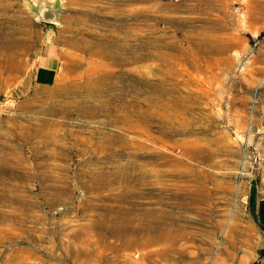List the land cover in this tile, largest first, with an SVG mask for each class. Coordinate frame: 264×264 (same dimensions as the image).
<instances>
[{
    "label": "rangeland",
    "instance_id": "obj_1",
    "mask_svg": "<svg viewBox=\"0 0 264 264\" xmlns=\"http://www.w3.org/2000/svg\"><path fill=\"white\" fill-rule=\"evenodd\" d=\"M0 264H264V0H0Z\"/></svg>",
    "mask_w": 264,
    "mask_h": 264
},
{
    "label": "crops",
    "instance_id": "obj_2",
    "mask_svg": "<svg viewBox=\"0 0 264 264\" xmlns=\"http://www.w3.org/2000/svg\"><path fill=\"white\" fill-rule=\"evenodd\" d=\"M62 60V52L56 44H44L38 53L34 70V82L39 88H49L56 83Z\"/></svg>",
    "mask_w": 264,
    "mask_h": 264
},
{
    "label": "bare ground",
    "instance_id": "obj_3",
    "mask_svg": "<svg viewBox=\"0 0 264 264\" xmlns=\"http://www.w3.org/2000/svg\"><path fill=\"white\" fill-rule=\"evenodd\" d=\"M193 195V194H192ZM194 199V198H193ZM190 200V199H189ZM196 201V200H195ZM190 202V201H189ZM133 211V210H132ZM134 212V211H133ZM137 212V211H136ZM139 212V211H138ZM153 213H154V211H152ZM158 213V212H157ZM173 213V212H172ZM142 214V213H141ZM161 214V213H160ZM134 215V214H133ZM175 215V214H174ZM142 216V215H141ZM154 216V215H153ZM169 216H170V213L169 214H165V216L163 217V220L162 219H160V220H162L161 222H156V221H154V222H151L150 223V226H151V229H153V230H156V231H158L159 232V230L160 229H162V230H164L165 231V233H164V241H165V244H167V247L168 248H172L173 246H175L174 245V243H172L171 242V237H169V235H170V232L172 231V230H174L176 227H175V225H174V220L173 219H171V218H169ZM172 216V215H171ZM162 218V217H161ZM133 219V218H132ZM131 219V220H132ZM136 219V218H135ZM148 219V218H147ZM149 220V219H148ZM153 220V219H152ZM154 220H155V218H154ZM143 222H145V221H143ZM138 224H139V222H138ZM143 225V224H142ZM148 225V224H147ZM130 229V228H129ZM138 229H140V228H138ZM145 229H147V228H145ZM179 229V228H178ZM133 230V229H132ZM140 230H143V228L142 229H140ZM149 230V229H148ZM152 230V231H153ZM180 230V229H179ZM151 231V232H152ZM148 232V231H147ZM150 232V233H151ZM155 232V231H154ZM180 232V231H179ZM134 233V232H133ZM135 233L136 234H138L139 232L136 230L135 231ZM134 233V234H135ZM142 233V232H141ZM153 233V232H152ZM162 233V232H161ZM171 233H174V232H171ZM146 234V233H145ZM148 234V233H147ZM181 234V233H180ZM190 234V233H189ZM151 235H153V234H151ZM135 236H137V235H135ZM146 236V235H145ZM155 236V235H154ZM190 236V235H189ZM138 238V237H137ZM146 238H148V236L146 237ZM149 239V238H148ZM154 239V238H153ZM136 240V239H135ZM140 241H142V240H140ZM175 241V240H174ZM154 242H162V240H161V238L159 237V235H158V233H157V236H156V239L154 240ZM176 242V241H175ZM144 243V242H143ZM134 244H136V243H134ZM141 244V243H140ZM145 244V243H144ZM155 244V243H154ZM143 246V245H142ZM140 247V246H139ZM148 247V246H147ZM166 247V248H167ZM164 248V247H163ZM177 248V247H176ZM183 248H185V247H183ZM173 249V248H172ZM179 249V248H178ZM164 250H166V249H164ZM174 250V249H173ZM167 254V253H166ZM165 254V255H166ZM148 255V254H147ZM146 255V256H147ZM168 255V254H167ZM155 259V258H154Z\"/></svg>",
    "mask_w": 264,
    "mask_h": 264
},
{
    "label": "water",
    "instance_id": "obj_4",
    "mask_svg": "<svg viewBox=\"0 0 264 264\" xmlns=\"http://www.w3.org/2000/svg\"><path fill=\"white\" fill-rule=\"evenodd\" d=\"M42 18L45 19V20H52L53 19V14L47 10H44L42 12ZM244 202H247L248 201V197L244 198L243 200Z\"/></svg>",
    "mask_w": 264,
    "mask_h": 264
},
{
    "label": "trees",
    "instance_id": "obj_5",
    "mask_svg": "<svg viewBox=\"0 0 264 264\" xmlns=\"http://www.w3.org/2000/svg\"><path fill=\"white\" fill-rule=\"evenodd\" d=\"M252 193H253L254 197L257 195L256 194V182H253V184L251 185V193H250L249 201L248 202H250ZM248 207H249V203H248Z\"/></svg>",
    "mask_w": 264,
    "mask_h": 264
},
{
    "label": "built area",
    "instance_id": "obj_6",
    "mask_svg": "<svg viewBox=\"0 0 264 264\" xmlns=\"http://www.w3.org/2000/svg\"><path fill=\"white\" fill-rule=\"evenodd\" d=\"M241 174V173H240Z\"/></svg>",
    "mask_w": 264,
    "mask_h": 264
}]
</instances>
